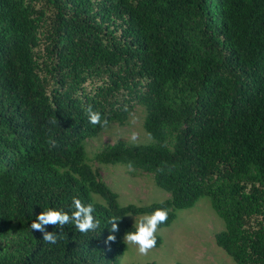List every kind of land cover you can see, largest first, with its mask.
I'll return each instance as SVG.
<instances>
[{
  "label": "trees",
  "instance_id": "obj_1",
  "mask_svg": "<svg viewBox=\"0 0 264 264\" xmlns=\"http://www.w3.org/2000/svg\"><path fill=\"white\" fill-rule=\"evenodd\" d=\"M137 105L153 142L94 160L131 162L169 199L120 206L87 162L105 129L87 108L124 125ZM204 196L224 222L216 245L264 264V0H0V264H119L128 215L167 208V227ZM74 197L100 227L49 226L44 242L31 223Z\"/></svg>",
  "mask_w": 264,
  "mask_h": 264
},
{
  "label": "rangeland",
  "instance_id": "obj_2",
  "mask_svg": "<svg viewBox=\"0 0 264 264\" xmlns=\"http://www.w3.org/2000/svg\"><path fill=\"white\" fill-rule=\"evenodd\" d=\"M144 116V108L137 105L124 125L111 123L101 133L84 141L87 162L117 194L120 206L140 207L169 199V194L156 186L152 175L139 170L129 171L124 165L99 164L94 160L97 153L117 142L151 144L153 140L143 127ZM133 133L137 136L135 142L130 139ZM144 215H128L127 220L135 226ZM222 230L224 222L213 210L209 197L204 196L192 207L176 211L174 221L156 233L159 243L148 255L141 256L123 237L126 250L119 264H235L215 243L214 236Z\"/></svg>",
  "mask_w": 264,
  "mask_h": 264
},
{
  "label": "clouds",
  "instance_id": "obj_3",
  "mask_svg": "<svg viewBox=\"0 0 264 264\" xmlns=\"http://www.w3.org/2000/svg\"><path fill=\"white\" fill-rule=\"evenodd\" d=\"M87 116L89 123L93 126H99L106 128L108 126V120L102 118L101 113L93 111L92 107L87 108ZM51 124L56 125L58 121L52 119ZM131 141L135 142L137 136L135 133L131 136ZM48 143L52 147H56L55 140L49 138ZM128 170L133 171V165L131 162L128 164ZM72 206L74 210L71 214L64 212L63 210H57L49 208L46 211H42L34 222L31 223L30 227L33 231L42 234V240L49 244H56L58 235L54 232H49L46 229L51 227H63L68 224L74 225L75 229L81 234H87L94 232L100 227V221L93 215L95 211L94 206L89 203L83 204L80 199L73 198ZM169 217V210L167 208H157L150 214H145L135 224V231L126 232L124 235V241L131 246L136 247L138 253L141 256H146L151 250L157 245L156 233L160 229V226L166 224ZM118 218H112L109 223L111 224V232L116 233L119 231ZM116 237L109 235L105 243L114 242Z\"/></svg>",
  "mask_w": 264,
  "mask_h": 264
}]
</instances>
